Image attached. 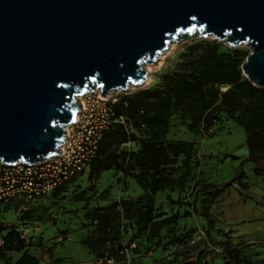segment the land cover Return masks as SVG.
<instances>
[{
    "label": "water",
    "instance_id": "95a60500",
    "mask_svg": "<svg viewBox=\"0 0 264 264\" xmlns=\"http://www.w3.org/2000/svg\"><path fill=\"white\" fill-rule=\"evenodd\" d=\"M247 45L264 88V0H0V161L62 153L79 97L129 94L173 43Z\"/></svg>",
    "mask_w": 264,
    "mask_h": 264
},
{
    "label": "rangeland",
    "instance_id": "374dc122",
    "mask_svg": "<svg viewBox=\"0 0 264 264\" xmlns=\"http://www.w3.org/2000/svg\"><path fill=\"white\" fill-rule=\"evenodd\" d=\"M206 41L218 40L210 36L174 43L161 63L148 67L147 83L142 88H133L129 94L161 84V75L176 68L180 55L189 46ZM220 43L223 50L233 49ZM237 49L250 51L247 45ZM115 95L120 99L126 94L115 91ZM186 122V117L174 111L161 127L141 132L165 141H193L197 147V161L188 167L179 166L174 172L175 186L159 192L153 200L143 186L122 171L110 169L90 179L88 169L65 187L30 203L27 208L20 200L1 205L0 221L14 223L25 239L51 247L54 259L62 264H94L102 251L111 249L118 250L119 260L115 258L114 264H133L128 261L130 259H137V264H162L184 259L196 248L204 247L209 257L202 256L194 264H227L228 256L223 247L211 244L206 237V219L195 212L184 215V211L192 207L196 188V207L200 211L207 210L214 218L212 237L218 242L228 240L241 248L240 264H264V176L254 171L255 164L249 160L243 163L244 181L251 198L242 194L236 184L218 195L212 188L200 190L202 183H223L236 175L241 160L248 155L243 127L224 112L207 132L194 133ZM124 147L136 150L138 145L131 142ZM169 197L185 204H171ZM119 204L125 207L123 212L119 211ZM151 205L154 207L153 221L141 222L140 217ZM109 206H113L115 213L118 239L103 243L97 240L95 216ZM176 213H179L178 218H174ZM5 233L0 231V236ZM90 247L97 248L98 253H93ZM124 248H127L126 258L122 259ZM29 251L36 256L41 254L37 246L30 247ZM20 254L7 252L12 263ZM0 264H4L1 259ZM42 264L48 263L42 260Z\"/></svg>",
    "mask_w": 264,
    "mask_h": 264
},
{
    "label": "trees",
    "instance_id": "16d2710c",
    "mask_svg": "<svg viewBox=\"0 0 264 264\" xmlns=\"http://www.w3.org/2000/svg\"><path fill=\"white\" fill-rule=\"evenodd\" d=\"M248 54L249 52L237 48L223 50L218 41L195 43L180 55L173 71L161 75V84L123 95L113 104V108L118 115L127 117L133 130L122 123H115L105 132L99 143L97 156L90 164L89 178L94 179L101 172L110 169L122 171L143 186L153 200L159 192L175 186L177 180L174 172L179 166L188 167L197 161V147L193 141H165L159 137L142 135L141 132L161 127L174 111L188 119L186 125L190 131L207 132L217 123L219 114L224 112L243 127L248 155L241 160L233 178L223 183H202L200 190L212 188L218 195L236 184L242 194L251 198L247 192L248 185L244 181L246 171L243 163L246 160L252 161L255 164L254 171L264 176V88L254 86L243 74L242 63ZM223 86H227L226 89ZM130 142L138 145V148L126 149L124 144ZM193 192L194 202L191 209L184 211V215L195 212L204 217L207 222L205 233L208 241L223 247L228 256L227 264H240L243 258L242 249L231 245L228 240L218 242L212 237L213 215L196 207V188ZM169 201L171 204H185L184 201L171 197ZM153 213L154 207L151 205L140 217V221L152 222ZM178 217L179 213L174 214V218ZM95 220L98 241L104 243L118 239L113 206L98 211ZM0 231H6L0 236L3 241L0 244V259L4 264H40L41 260L48 264H62L60 260L54 259L51 247L25 239L14 223L0 221ZM118 244L122 248L120 241ZM33 246L40 248V256L29 251ZM90 249L93 253L99 251L97 248ZM8 251L21 252L14 263L7 256ZM121 254L122 259H125L126 254ZM105 255L119 260L118 250L102 251L99 256ZM202 256L209 257L205 247L196 248L184 259L170 260L162 264H194Z\"/></svg>",
    "mask_w": 264,
    "mask_h": 264
},
{
    "label": "built area",
    "instance_id": "2783aa9c",
    "mask_svg": "<svg viewBox=\"0 0 264 264\" xmlns=\"http://www.w3.org/2000/svg\"><path fill=\"white\" fill-rule=\"evenodd\" d=\"M79 99L82 109L78 112L76 121L67 127L62 153L29 165L21 162L6 164L0 161V206L12 200H20L23 207L27 208L30 203L62 188L88 170L97 156L99 143L105 132L115 123H122L133 130L127 117L118 115L113 108V104L119 100L115 91L108 97H103L98 92ZM118 208L120 212L125 210L122 204ZM2 242L0 238V244ZM121 252H127V248ZM134 260L128 261L137 264V259ZM115 262V258L105 255L97 258L94 264Z\"/></svg>",
    "mask_w": 264,
    "mask_h": 264
},
{
    "label": "bare ground",
    "instance_id": "6f19581e",
    "mask_svg": "<svg viewBox=\"0 0 264 264\" xmlns=\"http://www.w3.org/2000/svg\"><path fill=\"white\" fill-rule=\"evenodd\" d=\"M173 47H174V43L171 44V45L169 46V48L163 52V54L160 56L159 63H161V60L164 58V56H165V55L171 50V48H173Z\"/></svg>",
    "mask_w": 264,
    "mask_h": 264
},
{
    "label": "crops",
    "instance_id": "0c3cea01",
    "mask_svg": "<svg viewBox=\"0 0 264 264\" xmlns=\"http://www.w3.org/2000/svg\"><path fill=\"white\" fill-rule=\"evenodd\" d=\"M70 182H71V181H70ZM70 182H68L67 184H69ZM67 184H66V185H67ZM66 185H65V186H66ZM65 186H64V187H65ZM40 264H42V260L40 261Z\"/></svg>",
    "mask_w": 264,
    "mask_h": 264
}]
</instances>
